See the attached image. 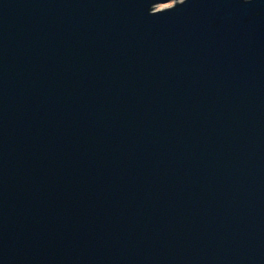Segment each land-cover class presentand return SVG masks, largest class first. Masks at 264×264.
Returning a JSON list of instances; mask_svg holds the SVG:
<instances>
[{"label":"water","instance_id":"1","mask_svg":"<svg viewBox=\"0 0 264 264\" xmlns=\"http://www.w3.org/2000/svg\"><path fill=\"white\" fill-rule=\"evenodd\" d=\"M0 264H264V0H0Z\"/></svg>","mask_w":264,"mask_h":264},{"label":"rangeland","instance_id":"2","mask_svg":"<svg viewBox=\"0 0 264 264\" xmlns=\"http://www.w3.org/2000/svg\"><path fill=\"white\" fill-rule=\"evenodd\" d=\"M172 4V2H167V3H163V4H158V5H156V6H154V10L155 9H161V8H164V7H168V6H170Z\"/></svg>","mask_w":264,"mask_h":264}]
</instances>
